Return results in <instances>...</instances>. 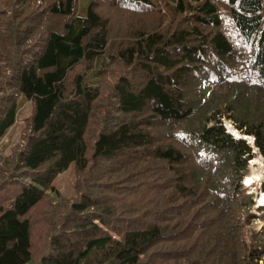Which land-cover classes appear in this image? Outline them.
<instances>
[{"label":"trees","instance_id":"trees-1","mask_svg":"<svg viewBox=\"0 0 264 264\" xmlns=\"http://www.w3.org/2000/svg\"><path fill=\"white\" fill-rule=\"evenodd\" d=\"M21 96L0 264H264V0H0V136Z\"/></svg>","mask_w":264,"mask_h":264},{"label":"rangeland","instance_id":"rangeland-1","mask_svg":"<svg viewBox=\"0 0 264 264\" xmlns=\"http://www.w3.org/2000/svg\"><path fill=\"white\" fill-rule=\"evenodd\" d=\"M83 1V0H81ZM85 2H80L79 8L77 10L80 12ZM19 110L16 118V122L12 125V127L8 130V132L0 136V155L3 156L7 154L10 150L12 144L16 143L19 140L20 131L23 126V121L25 117L30 113L31 104L29 101L22 98V96L18 100ZM225 124L228 126L231 123L228 120H224ZM254 156L248 162V172L246 177H248L253 169L255 172L259 174L256 179H252V181L246 185L249 188V191L258 192L260 182L264 177V156L258 154L257 149H254ZM253 160L255 162H253ZM262 163V164H261ZM261 171V172H260ZM259 172V173H258ZM74 181H75V170L73 163H71L66 169L61 171L53 180L52 184L56 187V189L60 192L62 196L70 197L75 194L74 190ZM256 212V211H255ZM261 220L258 218L254 223L253 227H260ZM36 230V228H35ZM35 234H39V232L35 231ZM39 244V241L36 242V245Z\"/></svg>","mask_w":264,"mask_h":264},{"label":"water","instance_id":"water-1","mask_svg":"<svg viewBox=\"0 0 264 264\" xmlns=\"http://www.w3.org/2000/svg\"><path fill=\"white\" fill-rule=\"evenodd\" d=\"M228 128H230V129L233 130V133H234L235 136L245 138V139H247L248 142L252 143V141H253V137H252V136L241 135L237 130H235V129L232 127L231 124L228 125ZM254 149H256V148H254ZM260 196H261V192H257V193H256V196H255V199H256V203H257V204H261V202H259V198H260Z\"/></svg>","mask_w":264,"mask_h":264},{"label":"bare ground","instance_id":"bare-ground-1","mask_svg":"<svg viewBox=\"0 0 264 264\" xmlns=\"http://www.w3.org/2000/svg\"><path fill=\"white\" fill-rule=\"evenodd\" d=\"M213 99H214V98H213ZM199 100H200V99H199ZM190 105H191V103H190ZM253 162H255V161L253 160ZM261 164H262V163H261ZM260 172H261V171H260ZM258 173H259V172H258ZM258 175H259V174H257V173L255 172V169H253L252 173H251L248 177H246V181L251 182L252 179H256ZM259 202H261V203L264 202V193H263V192H261V196H260V198H259Z\"/></svg>","mask_w":264,"mask_h":264}]
</instances>
